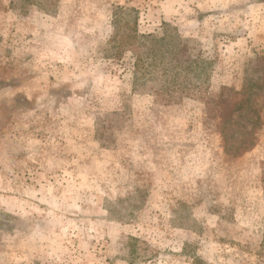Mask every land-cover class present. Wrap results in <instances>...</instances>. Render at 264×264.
I'll return each instance as SVG.
<instances>
[{
	"label": "rangeland",
	"instance_id": "374dc122",
	"mask_svg": "<svg viewBox=\"0 0 264 264\" xmlns=\"http://www.w3.org/2000/svg\"><path fill=\"white\" fill-rule=\"evenodd\" d=\"M40 1L0 0V264H264V103H211L264 71V0ZM118 5L200 67L137 79Z\"/></svg>",
	"mask_w": 264,
	"mask_h": 264
},
{
	"label": "trees",
	"instance_id": "16d2710c",
	"mask_svg": "<svg viewBox=\"0 0 264 264\" xmlns=\"http://www.w3.org/2000/svg\"><path fill=\"white\" fill-rule=\"evenodd\" d=\"M25 1L43 6L40 0ZM126 9V7L118 5L113 12L115 32L112 43L116 49L115 56H118L120 50L121 52L124 49L132 51L135 57L137 79L140 76L145 77L147 74H152V72H162L163 76L172 80L177 75L180 77L182 72L188 74L192 66L200 67L199 63L192 60L188 47L180 37L168 38L164 36L158 38L152 34H140L137 28L138 10L135 7L130 10ZM121 15H124L128 20L124 22V27L120 25ZM255 61L261 62L264 70V56H258ZM256 82L257 84L252 83L249 87H243L241 91L235 90L228 95L222 94L218 99L212 100L211 103L215 106H222L224 103L231 106V110H241L245 106L256 114L257 105L264 103V92L260 90L264 87V71ZM254 86L257 89H253ZM253 93L254 97L252 98ZM257 116V119L261 118L260 115Z\"/></svg>",
	"mask_w": 264,
	"mask_h": 264
}]
</instances>
